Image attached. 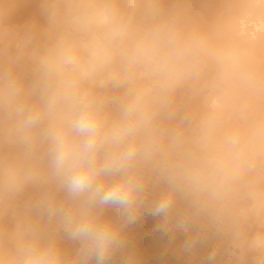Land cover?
I'll return each instance as SVG.
<instances>
[{
    "label": "clouds",
    "instance_id": "clouds-1",
    "mask_svg": "<svg viewBox=\"0 0 264 264\" xmlns=\"http://www.w3.org/2000/svg\"><path fill=\"white\" fill-rule=\"evenodd\" d=\"M37 2L0 0V264H142L145 211L200 264H264V0Z\"/></svg>",
    "mask_w": 264,
    "mask_h": 264
},
{
    "label": "bare ground",
    "instance_id": "bare-ground-1",
    "mask_svg": "<svg viewBox=\"0 0 264 264\" xmlns=\"http://www.w3.org/2000/svg\"><path fill=\"white\" fill-rule=\"evenodd\" d=\"M195 19L203 25H212L226 20L248 3V0H188ZM13 23L23 25L30 20H40L37 0H15ZM107 214L115 216L118 209L110 207ZM161 218L145 211L139 220L126 229L129 246L137 253L142 264H200L211 250V242L198 250L196 258L183 251L188 235L183 230L163 233L160 230Z\"/></svg>",
    "mask_w": 264,
    "mask_h": 264
}]
</instances>
